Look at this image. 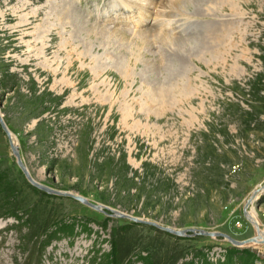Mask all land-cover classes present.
<instances>
[{"label": "rangeland", "instance_id": "rangeland-1", "mask_svg": "<svg viewBox=\"0 0 264 264\" xmlns=\"http://www.w3.org/2000/svg\"><path fill=\"white\" fill-rule=\"evenodd\" d=\"M52 1L33 7L113 42L0 33V115L29 175L0 122V264H98L115 242L121 264H263V239L230 238L256 234L244 205L264 185V0ZM249 210L264 229V191Z\"/></svg>", "mask_w": 264, "mask_h": 264}, {"label": "bare ground", "instance_id": "bare-ground-1", "mask_svg": "<svg viewBox=\"0 0 264 264\" xmlns=\"http://www.w3.org/2000/svg\"><path fill=\"white\" fill-rule=\"evenodd\" d=\"M5 1H9L10 0H5ZM52 1V0H51ZM211 1V0H210ZM230 0H228L229 2ZM244 1V0H243ZM247 1V0H246ZM8 2V3H9ZM38 2V0H17V6L13 5L11 7H7L8 3H2V5H0V33H4L6 37L12 38L13 40L17 41V45H13V48H21L22 45L27 46L29 44V42L27 41V39L31 36H35V40L37 41L39 40V43L42 44V47H48L49 44V37L52 36L53 38H57L60 37L61 41L63 42V39L65 41H67L69 44L71 43V36L73 34L78 35V37L90 41L92 43H95L99 46H104L103 43L104 41H106L109 46L110 44L113 42V40H111V37L108 36V41L107 39L105 40L103 37L104 36L106 38L105 35H101V33L96 32L94 30L91 29H87L84 26H80V24L77 26V24L72 22L73 20H70L69 18H65L62 14L57 13L54 14V17L48 15V13L46 12V15H44L41 12V8L39 7H33L36 3ZM55 2V1H52ZM190 2V1H189ZM192 2V1H191ZM201 2V1H200ZM221 2V1H220ZM227 2V3H228ZM60 3V2H59ZM219 3V2H218ZM54 4V3H53ZM191 4V3H190ZM215 4V3H213ZM41 5V4H40ZM60 5V4H58ZM193 5V4H192ZM196 6V4H194ZM220 5V4H219ZM224 5V4H223ZM229 5H232V9L235 10H240L243 11L240 5V0H231V3H229ZM61 6V5H60ZM199 6V5H198ZM207 6V5H206ZM56 7V6H55ZM63 7V6H62ZM200 7V6H199ZM216 7V6H215ZM219 7V6H218ZM229 7V6H228ZM44 8V7H43ZM58 8V7H56ZM64 8V7H63ZM194 8V7H193ZM192 8V9H193ZM206 8V7H205ZM208 8V7H207ZM51 9V8H48ZM212 9V8H211ZM210 9V10H211ZM227 9V8H226ZM62 10V8H61ZM70 10V9H69ZM205 10V9H204ZM209 10V11H210ZM206 11V10H205ZM208 11V12H209ZM51 12V11H50ZM67 12V11H65ZM200 12V11H199ZM212 12V11H211ZM230 12V11H229ZM234 12V13H235ZM245 12V11H244ZM216 13V12H215ZM233 13V14H234ZM68 14V13H67ZM241 14V13H240ZM225 15V14H224ZM77 16V15H76ZM147 17V16H146ZM73 18V17H72ZM77 18V17H76ZM148 18V17H147ZM143 19V21H148L149 19ZM151 18V17H150ZM15 20H17V22L13 23ZM84 20V19H83ZM142 21V20H141ZM81 22V21H80ZM13 23V24H11ZM79 23V22H77ZM146 23V22H145ZM141 25L144 24V22L140 23ZM86 26V25H85ZM96 30V29H95ZM225 31V30H224ZM37 35V36H36ZM112 35V34H111ZM164 35V34H163ZM211 35V34H210ZM117 38V37H116ZM206 39V38H205ZM204 39V40H205ZM164 40V38H163ZM102 41V42H100ZM148 41V40H147ZM164 42V41H163ZM124 43V42H123ZM148 43V42H147ZM165 43V42H164ZM141 46V45H140ZM177 45L172 46V49L170 50L171 52H176V47ZM217 46V44L215 45ZM113 48V47H112ZM128 47H124L122 44L119 43V53H121L122 51H126ZM185 48V47H184ZM130 51V50H129ZM145 51V49H144ZM147 51V50H146ZM182 49L177 50V55L174 57V62H171V66L170 67H175V66H179L180 65V57H179V52H181ZM184 52V50H183ZM116 52L110 53L112 55H114ZM141 54V53H140ZM111 55V57H108L107 59H109V62L112 61L113 56ZM116 55V54H115ZM117 58H124V60L128 59V63H130V61L138 64L140 63V58L139 55L136 54H131L130 56H127V53L121 54L120 55H116ZM182 56V55H181ZM142 58V57H141ZM183 58V57H182ZM115 60V59H114ZM170 60V58H169ZM177 62V63H176ZM185 62V61H184ZM183 62V63H184ZM121 63V62H120ZM10 64H13L12 61L10 62ZM123 64H127L126 61H124ZM133 64V63H132ZM169 64V63H168ZM168 64H166V67L168 66ZM144 66H146V64H143ZM165 66V64H164ZM147 68L150 70V72L152 70H155L157 72L156 67L154 66H147ZM162 71V70H161ZM160 71V72H161ZM149 72V73H150ZM64 93V92H63ZM74 97L71 98V100L69 101V103H65L68 106L73 107V102H74ZM14 143V142H13ZM15 146H17V144L14 143ZM252 205H250L251 207ZM249 207V208H250ZM251 212V211H249ZM252 214V213H251ZM253 215V214H252ZM253 217L256 220L255 215H253ZM257 221V220H256ZM258 222V221H257ZM254 227L256 228L257 226L254 225ZM258 228L259 230H261L262 232V236L261 238H264V229L261 228L259 222H258ZM257 231V229H256ZM257 235V232L254 236ZM261 239H257L256 241H246L244 246H249V242H252L254 245L255 244H262ZM256 242V243H255Z\"/></svg>", "mask_w": 264, "mask_h": 264}, {"label": "water", "instance_id": "water-1", "mask_svg": "<svg viewBox=\"0 0 264 264\" xmlns=\"http://www.w3.org/2000/svg\"><path fill=\"white\" fill-rule=\"evenodd\" d=\"M0 122L3 126V130H5V133L7 134L9 140H10V144H11V149L14 153V155L16 156V159H17V163L18 165L23 168V170L26 172L27 176L29 177L28 175V172L26 171V168H25V165L23 164V161H22V158H21V155H20V152H19V149L17 146L14 145L13 143V139H12V133L11 131L8 129L7 125L5 124V121L4 119L1 117L0 115ZM46 189V188H44ZM48 189V188H47ZM264 191V185H262L260 188H257L255 189L249 198H247L246 202H245V205H244V214L246 216V218L256 227L257 229V235L256 236H253L251 238L248 239V241H256L257 239H263L264 238H261L262 236V232L261 230H259L258 228V222L255 220V218L253 217V215L249 212V207L250 205H252L253 201L257 198V196ZM59 195H67V194H60V193H57ZM72 197H74L75 199H78L84 203H87V204H90V205H93L92 203L89 202V200L85 197H82V196H79V195H73L71 194ZM165 231H168L170 233H173V234H176V235H182L185 233V231H175L173 229H170V228H164ZM192 231H194L195 233L198 232L199 234H205V235H212V236H217V235H223V236H226L225 234L221 233V232H213V231H205L203 229H199L198 231H196L195 229H190ZM230 241L234 244V245H237V246H244L245 242H241V241H237V240H234L232 238H230ZM263 242V241H261ZM256 243V242H255Z\"/></svg>", "mask_w": 264, "mask_h": 264}, {"label": "trees", "instance_id": "trees-1", "mask_svg": "<svg viewBox=\"0 0 264 264\" xmlns=\"http://www.w3.org/2000/svg\"><path fill=\"white\" fill-rule=\"evenodd\" d=\"M4 131V130H3ZM2 173H0V180H1V178H2ZM12 190H13V188H12ZM12 208H13V202H11L10 203V205L8 206V210H12ZM26 223H28V221H26ZM29 224H30V222H29ZM59 224V222L56 224V226ZM30 226H32L31 224H30ZM55 226V227H56ZM85 230H87V231H89L88 230V228L86 227V226H84L83 227ZM51 229H53V228H48V230L46 231V234H45V239L46 238H48V240H46V242H45V244H44V246H46V245H48V244H50V242H51V238H53V234L56 236V234L57 233H60V232H62V233H74L75 232V225L72 223V224H69V225H61L60 227H58L57 229H55V230H51ZM26 239V238H25ZM28 240H30V238H27ZM45 239H43V240H45ZM43 240L41 241V243L43 244ZM114 244V243H113ZM116 246H117V242H115V244H114V249H113V251L110 253V254H105L104 255V260L105 261H103L102 262V260L101 261H97V259H95V262H97L98 264H121V262H120V258H119V254L117 253V251H116ZM234 250V249H233ZM237 252H239V251H237ZM236 254H241V253H236ZM235 254V257H237L238 255H236ZM246 256V257H245ZM242 257V256H241ZM240 257V258H241ZM253 257H255L256 258V256L255 255H253V253H250V254H248V253H245V255H243V261L245 260V262L246 261H248L247 263H241V264H254V261L253 262H250V261H252L253 260ZM102 258H103V256H102ZM234 259V255H230L229 254V258H228V260L225 262V261H223V262H221V264H232V260ZM137 260L138 261H141V262H144V264H153L154 263V261H152V259L150 258H147V257H142L141 255H138L137 256ZM143 260V261H142ZM262 263L264 264V260L262 261Z\"/></svg>", "mask_w": 264, "mask_h": 264}]
</instances>
